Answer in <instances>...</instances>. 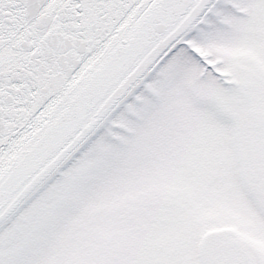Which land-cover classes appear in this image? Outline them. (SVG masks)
Listing matches in <instances>:
<instances>
[{
    "label": "snow or ice",
    "instance_id": "1",
    "mask_svg": "<svg viewBox=\"0 0 264 264\" xmlns=\"http://www.w3.org/2000/svg\"><path fill=\"white\" fill-rule=\"evenodd\" d=\"M0 264H264V0H0Z\"/></svg>",
    "mask_w": 264,
    "mask_h": 264
}]
</instances>
